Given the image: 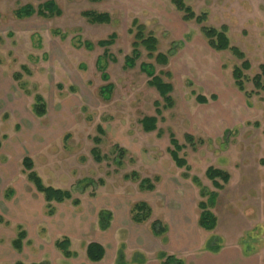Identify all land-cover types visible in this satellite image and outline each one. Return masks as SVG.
Returning <instances> with one entry per match:
<instances>
[{"label": "rangeland", "instance_id": "1", "mask_svg": "<svg viewBox=\"0 0 264 264\" xmlns=\"http://www.w3.org/2000/svg\"><path fill=\"white\" fill-rule=\"evenodd\" d=\"M47 1L0 0V209L11 204L7 213L14 221L7 229L26 231L25 264H90L84 253L91 242L107 250L99 264H113L122 245L129 263L140 254L160 264L168 235L153 236L155 221L184 236L180 253L187 264H221L225 252L232 264H264V91L254 82L264 66V0H184L197 15L207 14L205 26L226 27L231 46L245 55L251 68L244 71L243 92L233 78L243 62L231 51L211 49L201 26L184 22L171 0H51L60 16L16 15ZM85 12L107 13L111 22L91 24ZM134 21L156 36L160 52L173 53L168 66L156 65L157 73L172 75L165 79L174 87L170 108L140 71L141 63L154 64L145 50L135 68L125 67ZM111 35L117 40L107 49L104 81L97 61L106 49L96 44ZM86 42L95 48L88 50ZM109 83L115 91L105 100L100 90ZM198 95L209 102L198 103ZM37 96L46 105L43 117L33 111ZM144 117H157L155 131L143 129ZM99 126L105 136L98 135ZM97 136L101 162L91 153ZM173 138L184 168L171 156ZM116 146L127 151L121 166L113 163ZM26 157L45 187L70 191L81 204L47 206L24 170ZM210 168L228 174L229 181L218 179L221 188L215 187L207 177ZM132 173L152 180L155 190L142 191L141 179L125 178ZM87 179L95 184L82 192L79 182ZM99 180L105 185L99 187ZM211 193L217 194L214 205ZM141 202L150 213L137 224L132 210ZM201 202L217 219L211 232L198 226ZM102 210L114 214L103 232L97 223ZM65 238L76 259L67 260L55 247ZM211 238L223 247L218 257L205 252Z\"/></svg>", "mask_w": 264, "mask_h": 264}, {"label": "trees", "instance_id": "2", "mask_svg": "<svg viewBox=\"0 0 264 264\" xmlns=\"http://www.w3.org/2000/svg\"><path fill=\"white\" fill-rule=\"evenodd\" d=\"M172 4L176 8V10L182 14V19L184 22H196L198 25L201 26V33L204 38L207 40L208 45L211 49L216 52H226L231 51L237 59L241 60L243 63L241 67H236L233 72V78L235 81V85L237 86L238 90L243 92L244 87V71L250 70L251 65L246 60L245 55L237 48L231 46L229 37L227 35L228 29L226 27H222L221 29H215L211 27L205 26V22L207 20V14L197 15L194 10L185 4L184 0H171ZM35 14L42 17H55L60 16L61 10L57 6L54 1H47L44 4L40 5L38 9L34 8L31 5H27L22 7L16 12L17 17L19 18H30L33 17ZM88 22L91 24H108L111 22V16L107 13H97V12H85L82 14ZM129 33L133 35L134 42L132 44V54L131 56L126 57L125 59V67L126 68H135L137 63L140 61L142 57V50H145L148 58L154 62L152 63H141L140 64V71L143 72L149 78V85L157 90L161 98L165 102L164 108H170L173 105V99L171 94L174 91L173 84L171 82H167L165 79H171L172 75L170 72L160 71L157 73L156 65L160 67H166L169 65L170 56L173 54L172 51L169 53H162L159 49V41L156 36L148 32L144 25L139 24L137 21L132 23V27L129 30ZM56 34H59V31H56ZM117 40L116 35L109 36L106 40L99 41L96 45L100 48H105L106 51L102 57H99L97 61V65L101 70L104 71L103 79L104 81H109V76L105 73L106 70V60L111 57L107 51L109 47L115 44ZM85 46L88 50L92 51L95 46L90 43L86 42ZM261 74L254 77L255 85L261 90L264 91V84L262 80L264 78V66H261ZM115 91V86L111 83L107 84L106 86L102 87L100 92L105 98V100H110L113 96ZM196 100L200 104H207L209 102L208 98L203 95H198ZM210 100H217L215 95L210 97ZM36 103L33 106L34 114L38 117H43L47 113L46 105L41 96L36 97ZM160 104L157 105V114L161 115ZM142 127L145 131L151 132L157 129L158 119L157 117H144L141 121ZM98 135L105 136V132L101 126L97 128ZM97 136L93 139L95 147L92 149L91 153L94 159L97 162L102 161L101 154L99 152L98 146L101 144V138ZM187 140L191 142L192 138L187 136ZM171 144L173 145V150L171 151V156L175 161L176 165L179 168L186 167V161L183 158H180L179 151L181 147L178 145L177 141L173 138L171 140ZM116 149V157L113 159V163L118 164L119 166L123 165V160L127 156V151L120 148L119 146L115 147ZM23 167L24 170L28 173L29 180L34 184L36 190L44 196V199L47 203V206L51 208V204H63L68 201L73 200L72 194L70 191H63L60 189H54L52 187H45L39 176L36 175L34 172V163L31 158L26 157L23 160ZM207 177L213 181L215 187L217 186L218 189L221 186L218 183V179H221L223 182L229 181L228 174H224L221 171L214 170L210 168L207 171ZM126 179L132 180H140V176L137 173H132L130 175L125 176ZM193 182L200 187L197 179H192ZM157 181V180H155ZM94 182L92 180H82L79 182V186L82 192H85L90 187L94 186ZM105 183L103 180L98 181V186L102 187ZM139 187L142 191H154L155 184L150 179H141ZM210 196V204H215V199L217 194L211 193ZM75 206H79L81 201L79 199H75L72 201ZM207 204L204 202L199 203V208L202 209V212L199 216V227L207 232H211L216 228L217 219L215 216L207 210ZM53 210H50L49 214L52 213ZM150 213L149 206L146 203H137L133 210H132V220L137 224H142L148 220V216ZM113 220L112 212L108 210L100 211L98 215V226L101 231H107ZM20 231L18 233L17 239L14 242V246L17 249H21L23 241L27 238L26 231L22 228H19ZM152 232L156 237H165L168 233V227L163 225L160 221H155L151 225ZM56 247L58 250L62 252L65 258H74L76 257L75 253H72L70 249V241L69 239L65 238L62 241H57ZM206 250L212 253L220 252L221 248L216 245L214 239L211 238L206 244ZM106 251L105 248L98 244V243H90L86 248V255L87 258L93 262L98 263L101 262L105 257ZM159 259L163 261L162 264H184V262L180 259H177L174 256H169L165 253H160ZM134 262L138 264H144L146 260L140 254H136L134 256ZM21 264V263H18ZM116 264H127L126 256L124 247H121L117 254Z\"/></svg>", "mask_w": 264, "mask_h": 264}, {"label": "crops", "instance_id": "3", "mask_svg": "<svg viewBox=\"0 0 264 264\" xmlns=\"http://www.w3.org/2000/svg\"><path fill=\"white\" fill-rule=\"evenodd\" d=\"M10 210H11V204H7V207L5 209H0V264H18V263L25 264V262L21 258V256L25 252V248H26L25 246L26 245H25L24 242H25V240L27 238L23 241L21 249H17L14 246V242L17 239L18 234L16 235V233H13L9 229H7L8 225L11 224V222L14 221V220H12V218L10 216H8L10 214H8L7 211H10ZM14 216H16V214ZM1 221H3V222H1ZM113 221H114V214H113V220L111 222V226L110 227H112ZM97 223H98V220H97ZM198 226H199V220H198ZM98 228H99V226H98ZM171 232H172V229H171V226H170V228L168 230V234H167L168 235V244L166 245L168 250L167 249L165 251L163 250V252H161V253H165V254H167L169 256H174L177 259L182 260L184 262V264H187L182 259L183 256L180 253V252L183 251L184 246L187 245V242H186V240H185L183 235H180V234L172 235ZM153 236H154V234H153ZM56 243H57V241H56ZM56 243H55V247H56ZM91 243H98V244H100V245H102L104 247L103 243H101V242H91ZM181 245L183 246V249H181ZM70 246H71V244H70ZM123 246L124 245H122L121 247H123ZM129 247L131 248V244L127 245L128 249H129ZM222 250H223V247L221 248L219 253H212V252H210L208 250H205V252H207V254H211V255H215V256L217 255L216 257H218V255L221 253ZM105 251H106L105 255L107 256L106 248H105ZM118 251H119L118 248H116L115 251H114L115 253H114L113 258H112V263L113 264H116ZM228 254H230V253H228ZM228 254H227V252L221 254V262H223L221 264H232V260H230L231 258L229 260H227V257H229V256H227ZM84 255H85V258L88 260V262L90 264H99L100 263V262H98V263L91 262L87 258L86 251H85ZM157 258H158L160 264H162L163 261L159 259V256H157ZM66 259L69 260V259H73V258H66ZM74 259H76V258L74 257ZM145 260H146L145 264H149L148 259L146 258ZM204 263L205 262H201V263H198V264H204ZM127 264H137V263H135L134 260H132V262L130 261V263L127 261Z\"/></svg>", "mask_w": 264, "mask_h": 264}]
</instances>
